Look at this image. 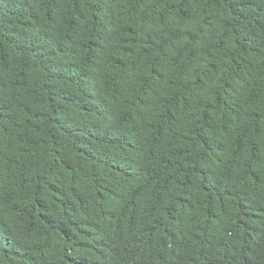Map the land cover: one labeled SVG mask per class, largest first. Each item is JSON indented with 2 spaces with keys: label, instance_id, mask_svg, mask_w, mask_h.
Wrapping results in <instances>:
<instances>
[{
  "label": "trees",
  "instance_id": "trees-1",
  "mask_svg": "<svg viewBox=\"0 0 264 264\" xmlns=\"http://www.w3.org/2000/svg\"><path fill=\"white\" fill-rule=\"evenodd\" d=\"M0 264H264V0H0Z\"/></svg>",
  "mask_w": 264,
  "mask_h": 264
}]
</instances>
